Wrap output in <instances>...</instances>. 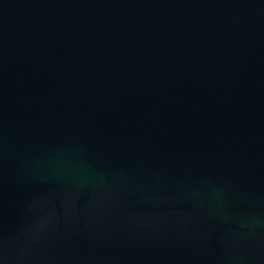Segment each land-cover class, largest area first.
<instances>
[{
  "label": "water",
  "instance_id": "water-1",
  "mask_svg": "<svg viewBox=\"0 0 264 264\" xmlns=\"http://www.w3.org/2000/svg\"><path fill=\"white\" fill-rule=\"evenodd\" d=\"M0 264H264V0H0Z\"/></svg>",
  "mask_w": 264,
  "mask_h": 264
}]
</instances>
